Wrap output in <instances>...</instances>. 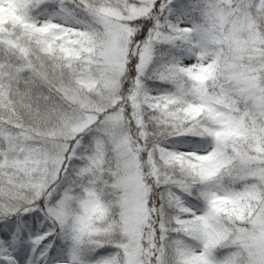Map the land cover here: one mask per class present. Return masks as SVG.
<instances>
[{
    "label": "snow or ice",
    "instance_id": "6c2138e0",
    "mask_svg": "<svg viewBox=\"0 0 264 264\" xmlns=\"http://www.w3.org/2000/svg\"><path fill=\"white\" fill-rule=\"evenodd\" d=\"M0 264H264V0H0Z\"/></svg>",
    "mask_w": 264,
    "mask_h": 264
}]
</instances>
